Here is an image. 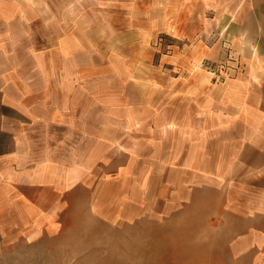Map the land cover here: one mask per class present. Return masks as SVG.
<instances>
[{
    "label": "rangeland",
    "instance_id": "1",
    "mask_svg": "<svg viewBox=\"0 0 264 264\" xmlns=\"http://www.w3.org/2000/svg\"><path fill=\"white\" fill-rule=\"evenodd\" d=\"M195 3L37 2L52 18L21 58L68 93L55 96L70 121L55 156L68 193L41 229L0 230V264L230 261L239 213L243 229L245 208L264 202V147L246 146L196 85L239 68L205 57L216 23L190 14Z\"/></svg>",
    "mask_w": 264,
    "mask_h": 264
},
{
    "label": "crops",
    "instance_id": "2",
    "mask_svg": "<svg viewBox=\"0 0 264 264\" xmlns=\"http://www.w3.org/2000/svg\"><path fill=\"white\" fill-rule=\"evenodd\" d=\"M38 1L0 0L2 231L41 229L68 193L65 170L55 159L67 150L69 138L64 135L70 131L68 109L55 104V96L68 93L54 90L53 75L27 74L23 68L31 58L25 62L21 58L23 50L27 54L35 50L26 45L31 42L26 36L52 18ZM193 2L196 8L191 6L190 14L216 23L204 25L205 32L217 37L204 48L205 57L239 68L236 73L230 68L222 85H214L211 77H202L204 82L196 85L206 104L209 100L207 107L216 102L227 114L231 130L249 132L241 138L246 146L264 147V0H189L190 5ZM243 218L242 229L239 213L237 250L228 252L227 264H264V202L247 206Z\"/></svg>",
    "mask_w": 264,
    "mask_h": 264
}]
</instances>
